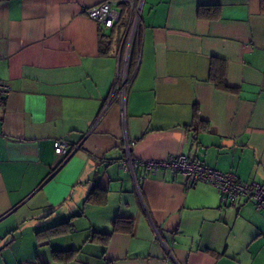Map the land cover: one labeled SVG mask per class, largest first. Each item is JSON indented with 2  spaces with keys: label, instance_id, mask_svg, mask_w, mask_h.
<instances>
[{
  "label": "crops",
  "instance_id": "1",
  "mask_svg": "<svg viewBox=\"0 0 264 264\" xmlns=\"http://www.w3.org/2000/svg\"><path fill=\"white\" fill-rule=\"evenodd\" d=\"M101 1L0 0V264H264L252 200L121 163L183 154L264 184L261 0H143L132 44L126 18L85 14Z\"/></svg>",
  "mask_w": 264,
  "mask_h": 264
},
{
  "label": "built area",
  "instance_id": "2",
  "mask_svg": "<svg viewBox=\"0 0 264 264\" xmlns=\"http://www.w3.org/2000/svg\"><path fill=\"white\" fill-rule=\"evenodd\" d=\"M143 0H103L97 4L88 6L85 14L92 20L102 24L106 28L112 27L124 13L127 16V27L129 31L128 43H131L141 22V8ZM133 74L128 73L127 58L124 60L122 69L114 83V90L122 98L125 96V90L128 83L132 80ZM10 85L0 80V96L9 92ZM78 146L72 145L69 141L63 139H54L53 150L56 154H67L71 148ZM129 149L128 145L126 146ZM123 166L133 167L136 164H142L148 170L166 169L172 172L181 173L185 178L187 187L193 186L198 181H206L215 186L221 196L224 204L233 203L240 198L252 200L256 208L264 210V184L258 182L241 181L231 171H220L214 167L206 165L203 161L192 160L183 154H169L162 159H144L134 160L127 153L121 161Z\"/></svg>",
  "mask_w": 264,
  "mask_h": 264
},
{
  "label": "trees",
  "instance_id": "3",
  "mask_svg": "<svg viewBox=\"0 0 264 264\" xmlns=\"http://www.w3.org/2000/svg\"><path fill=\"white\" fill-rule=\"evenodd\" d=\"M201 8V7H200ZM200 8H199V13H200ZM261 10L262 12H264V0H261ZM134 47L132 45L130 52H129V56H131V54L133 53ZM129 67V66H128ZM128 73L131 74V71H129L128 68ZM209 80L212 81L214 83V85L216 86V88L223 90V91H234V89H232L231 87H229L226 82H225V75H224V71H223V66H216L215 65V60H212L211 63V68H210V75H209ZM118 222L119 220H115L114 221V230H118L119 226H118ZM126 223V226L124 228L125 231L130 232V230L132 229V221L131 220H126L124 221ZM47 230H49L48 232H54L55 228H48ZM45 232V230H44ZM48 232H45L46 235H48ZM45 233H43V231H39L37 232L38 237L41 239L42 237L45 236ZM53 257L59 260H68L70 258V253L68 252H64V251H54L53 252ZM38 264H45L42 262H39Z\"/></svg>",
  "mask_w": 264,
  "mask_h": 264
},
{
  "label": "rangeland",
  "instance_id": "4",
  "mask_svg": "<svg viewBox=\"0 0 264 264\" xmlns=\"http://www.w3.org/2000/svg\"><path fill=\"white\" fill-rule=\"evenodd\" d=\"M127 16H128V15H127L126 13H124L123 18H122V21H125V20H126L125 18H127ZM135 36H136V33L134 34V36H133V40L131 41L130 44L134 43V38H135ZM130 44H129V47L131 46ZM127 54L129 55V52H128Z\"/></svg>",
  "mask_w": 264,
  "mask_h": 264
}]
</instances>
